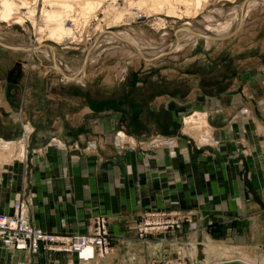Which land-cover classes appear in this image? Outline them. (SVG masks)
Masks as SVG:
<instances>
[{"label":"crops","instance_id":"crops-1","mask_svg":"<svg viewBox=\"0 0 264 264\" xmlns=\"http://www.w3.org/2000/svg\"><path fill=\"white\" fill-rule=\"evenodd\" d=\"M244 20L232 43L215 51L204 45L190 48L192 57L176 70L185 92H155L159 76H166L169 85L177 77L174 66L163 61L153 70L156 63L144 66L150 70L144 75L142 70L113 77L117 68H111L99 82L89 76L71 82L60 77L49 96L28 91L11 98L3 92L18 82L19 65L8 85L0 78V116L10 118L11 137L23 132L20 122L33 128L23 164L9 167L6 189L0 184V207L9 213L11 199L23 198L30 222L58 233L90 230L85 217L99 210L115 214L126 208L131 214L153 204L168 203L172 210L193 207L195 231L145 249L135 238L120 237L97 264H145L170 254L210 264L215 259L207 255V241L218 244V261L264 262V186L259 191L248 183L251 177L264 181V10L255 9ZM215 53L230 63L226 85L231 87L213 96L205 88L218 67ZM189 108L209 116L215 144H196L189 131L179 130ZM197 132L200 142L210 135ZM221 211L232 216L233 227L225 228L228 237L218 239L204 227L217 222ZM120 226L115 222L114 229ZM0 251L6 264H39L43 258V251Z\"/></svg>","mask_w":264,"mask_h":264},{"label":"rangeland","instance_id":"rangeland-1","mask_svg":"<svg viewBox=\"0 0 264 264\" xmlns=\"http://www.w3.org/2000/svg\"><path fill=\"white\" fill-rule=\"evenodd\" d=\"M242 1L243 0H203V2L198 5L193 4L192 0H187L176 5L177 11L182 14V18L167 16L163 12H153L146 16L141 15L140 18L130 23L117 22L114 24H108V20L113 19V17H104L103 10L106 9V3H103L96 6L97 11L95 12V15H91L90 19H88L85 23H83L82 20H79L80 22L77 21L72 25L71 23L73 22L67 21L66 23V21H64V25L66 27L69 26L70 28H72L74 26V29L72 28V31H74L73 33L75 34V38L57 42L56 40L48 37L47 31L49 27H47V25H50V23H53V21L46 22V18L42 15L41 11L43 7L42 0H38L35 4L36 12L33 17H30L29 15L24 16L22 24H8L0 20V32L6 34L12 39H16L27 44L35 45L39 40H41V42L47 44L53 49L56 57L59 58V60L65 67H68L71 70H76L80 68L84 58L89 53L88 50L90 48V45L94 41H96L102 33L110 31L124 32L141 45L154 47V49H160L168 46L174 41V32L178 28H188L196 26L203 27L207 24H209V26L211 25L214 27H218L219 25L227 21L233 20L236 14L235 11L238 10ZM107 2H110V0H107ZM116 4V7L121 8L127 6L126 0H117ZM75 5L79 6L78 3H75ZM256 9L264 10V6L258 7ZM243 20L240 23L241 25L243 23ZM241 25L240 28L242 27ZM41 28L44 29L40 30ZM238 31L236 32V34L238 33ZM236 34L232 35L230 38L216 42L201 38L195 43L184 44L178 52H172L164 56V58L159 60L158 62H169V64L174 66L175 69L171 72H173V75L177 77H171L174 79V81L171 83V85H169V82L167 83L164 80L166 76H159V81L156 85H153V89H155V92H157L159 95H162L164 93L176 92V90H178L179 92H185L184 83L182 82L183 79L180 77L181 75H179L177 71L179 72L180 69L182 70L181 64H183L186 59L188 60L192 57H189L188 51L190 50V48L196 45H204L206 46V48L215 51L218 50V48H220L221 46L232 43L231 38H233V36H235ZM223 56L221 53H215L213 55V62L216 63V66L218 67L215 68V70H212L211 81L206 85L205 88L206 92L213 96L220 93V91L228 92L231 87L230 84L226 85V83H228L229 81L228 76L231 66L228 62V59L223 60ZM0 61L5 62L3 68L0 66V78H3V82L6 85H8L7 78L10 76V70L18 67L21 70V74L17 76L18 82L9 84V87L4 88L3 90V92H5L6 95L11 98L14 97V95L19 96L23 92L26 93L28 91L35 95L46 94L49 96L55 91V85L53 83L56 82V79L61 77L66 81L71 82L70 80H67L66 78L61 76L53 68L52 61L42 53H29L0 47ZM155 63L146 62L139 55L130 53L126 50L115 49L114 51L105 52L100 57V59H95L90 64L88 73L85 74L82 78L89 76L92 77L95 81H103L104 77L106 76L107 70L115 67L117 69H113L115 70L113 72V77L127 76L129 73L139 75L141 74L140 72L143 70L144 66H150ZM161 64L162 63H156V65L153 66L150 70H153L157 67L160 68ZM159 70L161 72L164 71L162 69ZM149 71L143 70L142 74L144 75ZM17 73L18 72L15 71L13 77H15ZM221 76H223L224 79L218 81ZM3 87L0 88V93H2L1 90L3 89ZM196 110L197 109H186V112L183 113L180 117L181 127L179 128V130L184 132H186V130L189 132L192 130L190 133L186 132V134H189L190 140L192 142H195L196 144L207 146L215 144L217 140H214V138L212 137L211 127L208 123L209 116H207V118L205 117V122H201L202 120H196V122H194L190 126V128H186V117L188 118L194 115V113L196 114ZM9 121L10 118L8 116H0V143H2L1 141H13L16 143V148L14 149L12 156L7 162H5L6 166L4 164H0V184L5 189L8 174L12 172L11 168L9 167L11 165H16L18 167V165L23 164V161L25 159L24 154L26 152V142L30 135V133H26V126L29 125V127H32L31 124L27 121H24L23 123L20 122V124L17 126H20V128L23 129V132L19 135L11 137L10 130L13 127L11 126V123ZM191 127L193 128L191 129ZM209 127L210 129H208ZM203 130H208L210 132V135H208L205 140L200 142L198 140L197 131ZM19 142L24 145V152L22 155H19L18 151ZM52 142H54V145H60L56 143L55 140H52ZM41 150L42 149H37L36 153H39ZM19 183L21 184V181H18V185H20ZM221 183L224 184V180L218 181L220 187H223ZM248 183L252 188L259 191H261V186H264V181H260L256 177H251V180ZM19 199L23 200V198H17L14 200L11 199L9 205ZM154 199H156L154 201L158 202L157 198ZM226 199H229L228 196L226 197ZM156 207L164 208L162 210H158ZM149 208L150 209L145 212L139 211L135 213L134 210H131V214H129L130 212H127L126 208H123L115 214L108 213L106 210L105 212L99 210L98 213L92 216L90 215V213H88L86 215L90 216H86L85 219H87L86 223H88V226H91V229L83 233H58L50 229L43 230L42 228H40V224L37 225L30 222L33 227L39 228L50 235L68 237L66 239L69 240V237L77 234H91L94 231L97 221L100 218H104V220L106 221L108 233V253L104 257H97L95 260H92L89 263L74 262L73 254H71L67 250L58 251L56 249H49V245H51V247L59 246L67 248L70 246V242L67 241L61 243L53 241L51 243H42L40 244V247L42 249L38 251V253L34 254H39L41 251H43V258L42 261L39 262V264H97L98 261H102L103 258L113 252V249L119 242L118 239L120 237L121 239H124L122 237H126L128 239L135 238L136 241L141 245V247L145 249L150 243L170 242V240L174 239L175 237L187 234L189 231H195L197 229V226H199L198 224H196L198 223L196 222V219L192 217V211L193 209H195L193 207L187 210H172L168 203H163V205L153 204ZM221 212L223 213L218 214L217 222H209L204 227L205 231L210 233L212 237L218 239H222L227 236L228 232L225 230V228L227 229L233 227V220H231L232 216L226 211ZM0 213H6L2 209V207H0ZM198 218L199 217H197V219ZM115 222H117L118 225L121 224L117 231L114 229ZM227 222H230V224H228ZM187 246L188 245H186V247ZM0 249H4L7 251H23L27 255L32 254L27 250L14 249L13 246L1 241ZM87 254L88 252L86 253V255ZM0 264H6L1 256V251ZM145 264H202V262L201 260L192 261L189 255L178 257V255L176 254V256L173 257L170 254L154 257L152 260Z\"/></svg>","mask_w":264,"mask_h":264},{"label":"bare ground","instance_id":"bare-ground-1","mask_svg":"<svg viewBox=\"0 0 264 264\" xmlns=\"http://www.w3.org/2000/svg\"><path fill=\"white\" fill-rule=\"evenodd\" d=\"M37 1L38 0H0V20L8 24H22L24 20V16L29 15L30 17H33L35 15L36 12L35 4ZM116 1L117 0H110V2H107V0H42V4H43L41 10L42 15L46 18V22L53 21V23L47 25V27H49L47 31L48 37L52 38L53 40H56L57 42H62L75 38V34L73 33L74 31H72V28L74 26L73 27L71 26L72 28H70L69 26L66 27L64 25V21H66V23L67 21L73 22L71 23L72 25L79 20H82V22L85 23L88 19H90L91 15H95V12L97 11L96 6L101 5L103 3H106V9L103 10L104 17H108V16L113 17V19L108 20L109 22L108 24H114L117 22L130 23L140 18L141 15L146 16L153 12H163L167 16H175L178 18H182V14H180L177 11L176 5L183 3L184 1L187 0H126L127 6H124L122 8L116 7L117 5ZM192 1L193 4H198V5L203 2V0H192ZM75 3H78L79 6H76ZM261 6H264V0H246L242 10H239L238 8V10L235 11L236 14L233 20L227 21L219 25L218 27H214L211 25L209 26V24H207L206 26L203 27L196 26V27L185 28L187 30H179L176 32L174 41L168 46L160 49H154V47L141 45L124 32L110 31V32L102 33L98 37V39L90 45V48L88 50L89 53L85 57L87 63L84 67L83 73H80L81 72L80 68L76 70H71L68 67H65L63 63L59 60V58L56 57L53 49L47 44L41 42V40H39L35 45L27 44L25 42L16 39H12L6 34L0 32V47L12 49V50L13 49L19 50L23 52H29V53H42L52 61L53 68L61 76H63L64 78L72 77V78H76L77 80V79H81L85 74H87L89 71L90 64L95 59H100V57L107 51L122 49L130 53L137 54L142 58V56L137 52L140 51L142 55L150 58V57H155L160 53H164L165 54L164 56H166L172 52H176V51L178 52L179 49L182 48L184 44L195 43L201 38L211 40L212 42L225 40V39L222 40L211 39L209 38V36L224 37L231 33L232 35L236 34V32L240 28L241 25L240 23L243 20V18H245L249 12ZM43 29L41 28L40 30ZM164 56H162L158 60H151V61H147L143 58L142 59L149 63H155L163 59ZM57 69H60L61 71ZM66 79L69 80L68 78ZM70 81H74V80H70ZM196 120H202L201 122H205V115L196 113L188 118L186 117L185 119L186 128L187 129L190 128V126L194 122H196ZM192 128L193 127H191V129ZM31 130H33L31 127H26L27 134H29ZM208 133L209 131L206 130L203 136L208 135ZM118 136L120 138L121 137L124 138L125 134L123 132H119ZM1 142L2 143H0V148L2 149H0V164L5 165V162H7L9 158L12 156L14 149L16 148V143L13 141H1ZM18 151H19V155L20 154L22 155L24 152V145L20 142L18 143ZM27 208L29 211V206H27ZM205 245H206V252L208 257L214 258L215 259L214 262H217L218 244L215 242L212 243L207 241ZM86 252H88L89 254L91 251L89 248H87L84 251H82V254L85 255L84 253ZM223 253H226V251ZM75 259L79 263H89L92 261V260L80 261L79 259H77L76 256ZM214 262L210 264H213ZM249 263L264 264V262H262L261 260H259L258 263H253V262H249Z\"/></svg>","mask_w":264,"mask_h":264},{"label":"built area","instance_id":"built-area-1","mask_svg":"<svg viewBox=\"0 0 264 264\" xmlns=\"http://www.w3.org/2000/svg\"><path fill=\"white\" fill-rule=\"evenodd\" d=\"M28 204L19 199L11 204V212L0 213V241L14 249L27 250L38 253L40 244L53 242H70L67 248L49 245V249L67 250L80 261H90L97 257H104L109 251L106 221L100 218L91 234H77L69 237L53 236L43 230L33 227L29 221ZM89 248L90 253L83 255L82 251Z\"/></svg>","mask_w":264,"mask_h":264},{"label":"water","instance_id":"water-1","mask_svg":"<svg viewBox=\"0 0 264 264\" xmlns=\"http://www.w3.org/2000/svg\"><path fill=\"white\" fill-rule=\"evenodd\" d=\"M245 1H246V0H243V1L241 2L240 6H239V10H242ZM239 25H240V24H239ZM179 30H187V29H185V28H183V27L178 28L177 30H175L174 34L176 35V32L179 31ZM231 35H232V33H231V34H228V35H226V36H224V37H219V36H218V37H215V36H209V38H211V39L222 40V39H226V38L230 37ZM137 52L142 56L143 59H145V60H147V61L158 60V59H160L162 56L165 55L164 53H160L159 55H156L155 57H150V58H148V57L142 55V53H141L140 51H137ZM86 63H87V60H86V58H85V59L83 60V62H82L81 67H80V71H81L80 73H83V71H84V67H85ZM57 70L61 71L60 69H57ZM66 78H68L69 80H76V78H72V77H66ZM213 264H251V263L236 258V259H229V260L217 261V262H214Z\"/></svg>","mask_w":264,"mask_h":264},{"label":"flooded vegetation","instance_id":"flooded-vegetation-1","mask_svg":"<svg viewBox=\"0 0 264 264\" xmlns=\"http://www.w3.org/2000/svg\"><path fill=\"white\" fill-rule=\"evenodd\" d=\"M15 71H18V68H14V69L10 70V72H9L10 76L14 75Z\"/></svg>","mask_w":264,"mask_h":264}]
</instances>
